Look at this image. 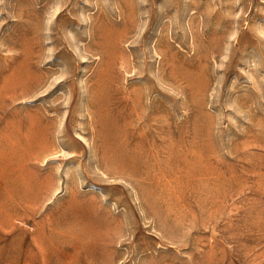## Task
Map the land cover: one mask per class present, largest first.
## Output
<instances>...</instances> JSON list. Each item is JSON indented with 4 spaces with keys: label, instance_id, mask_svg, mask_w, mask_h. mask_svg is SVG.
<instances>
[{
    "label": "rangeland",
    "instance_id": "obj_1",
    "mask_svg": "<svg viewBox=\"0 0 264 264\" xmlns=\"http://www.w3.org/2000/svg\"><path fill=\"white\" fill-rule=\"evenodd\" d=\"M0 264H264V0H0Z\"/></svg>",
    "mask_w": 264,
    "mask_h": 264
},
{
    "label": "bare ground",
    "instance_id": "obj_2",
    "mask_svg": "<svg viewBox=\"0 0 264 264\" xmlns=\"http://www.w3.org/2000/svg\"><path fill=\"white\" fill-rule=\"evenodd\" d=\"M51 183V182H50ZM52 187V186H51ZM16 207L14 208V210H13V215H15L16 214ZM25 214L24 213H20V212H18L16 215H15V219H22L23 218V216H24Z\"/></svg>",
    "mask_w": 264,
    "mask_h": 264
}]
</instances>
